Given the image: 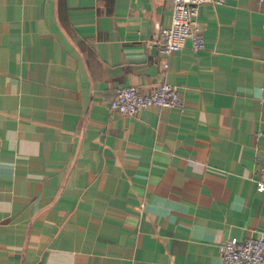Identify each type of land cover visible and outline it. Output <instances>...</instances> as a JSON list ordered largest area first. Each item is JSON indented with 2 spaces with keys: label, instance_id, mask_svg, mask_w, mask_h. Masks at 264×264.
<instances>
[{
  "label": "crops",
  "instance_id": "1",
  "mask_svg": "<svg viewBox=\"0 0 264 264\" xmlns=\"http://www.w3.org/2000/svg\"><path fill=\"white\" fill-rule=\"evenodd\" d=\"M171 17L0 0V264H222L264 234V0L201 4L205 47L161 56ZM162 83L181 106L110 107Z\"/></svg>",
  "mask_w": 264,
  "mask_h": 264
},
{
  "label": "built area",
  "instance_id": "2",
  "mask_svg": "<svg viewBox=\"0 0 264 264\" xmlns=\"http://www.w3.org/2000/svg\"><path fill=\"white\" fill-rule=\"evenodd\" d=\"M223 2L224 0H171V22L159 32V54L168 56L183 48L187 42H190L193 50L203 49L204 27L199 20V7L204 3ZM181 104L182 96L173 84L162 83L148 91L129 84L117 89L110 107L122 114L136 115L148 107L175 108ZM255 184L258 188H264L263 164L257 168ZM219 248L222 264H264V234L245 239L230 236L220 243Z\"/></svg>",
  "mask_w": 264,
  "mask_h": 264
}]
</instances>
